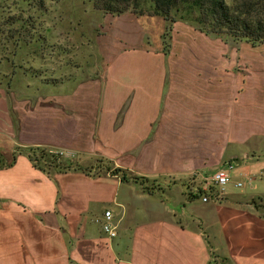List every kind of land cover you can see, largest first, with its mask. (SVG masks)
Here are the masks:
<instances>
[{
  "label": "crops",
  "instance_id": "crops-1",
  "mask_svg": "<svg viewBox=\"0 0 264 264\" xmlns=\"http://www.w3.org/2000/svg\"><path fill=\"white\" fill-rule=\"evenodd\" d=\"M134 17L111 22L138 46L105 40L84 77L0 79V264H264V179L219 202L197 193L264 152V43L186 24L166 49ZM30 148L71 168L42 169Z\"/></svg>",
  "mask_w": 264,
  "mask_h": 264
},
{
  "label": "rangeland",
  "instance_id": "rangeland-1",
  "mask_svg": "<svg viewBox=\"0 0 264 264\" xmlns=\"http://www.w3.org/2000/svg\"><path fill=\"white\" fill-rule=\"evenodd\" d=\"M110 16L96 9L93 0H0V79L24 75L26 79L39 80L43 86L57 87L65 80L84 77L94 65L102 63L98 52L105 49L101 45L105 40L110 42L107 44L110 47L116 41L125 48L138 46L139 36L127 35L123 25L111 22L113 19L119 22L122 15L113 19ZM136 16L131 21L133 26H139L150 43L164 45L166 49L169 46L165 42L174 44L170 40L172 36L185 41L186 24L196 27L193 21L181 20L176 26L181 30L176 31L162 16ZM261 48L258 46L253 52L264 53ZM41 153L35 152L34 157L41 160ZM257 155L261 162L255 159L235 166V179L226 185V194L250 195L257 185L262 186L264 152ZM246 174L256 176L254 182L244 179L245 183L237 186V178H245Z\"/></svg>",
  "mask_w": 264,
  "mask_h": 264
},
{
  "label": "trees",
  "instance_id": "trees-1",
  "mask_svg": "<svg viewBox=\"0 0 264 264\" xmlns=\"http://www.w3.org/2000/svg\"><path fill=\"white\" fill-rule=\"evenodd\" d=\"M94 7L112 16L159 15L170 24L177 20L196 23L202 32L228 35L235 41H246L254 46L264 43V0H93ZM36 166L49 171L70 169L60 153L45 148H30ZM41 151L42 159L34 157ZM115 169L113 172H123ZM126 178V174H123Z\"/></svg>",
  "mask_w": 264,
  "mask_h": 264
},
{
  "label": "built area",
  "instance_id": "built-area-1",
  "mask_svg": "<svg viewBox=\"0 0 264 264\" xmlns=\"http://www.w3.org/2000/svg\"><path fill=\"white\" fill-rule=\"evenodd\" d=\"M62 155V152L60 153ZM233 180L232 173L226 168H219L215 173L207 178L202 184L201 187L197 190V193L201 195L202 199L205 202L215 201L219 202L223 199V196L226 194L225 187L228 183ZM242 181H237V186H242ZM113 213L112 210H106L103 216L98 218L102 229L110 237H116L117 227L113 224Z\"/></svg>",
  "mask_w": 264,
  "mask_h": 264
}]
</instances>
